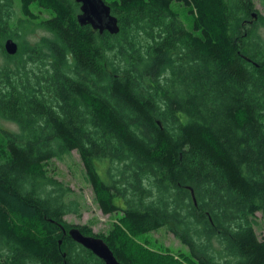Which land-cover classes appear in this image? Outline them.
I'll return each mask as SVG.
<instances>
[{"label": "trees", "instance_id": "16d2710c", "mask_svg": "<svg viewBox=\"0 0 264 264\" xmlns=\"http://www.w3.org/2000/svg\"><path fill=\"white\" fill-rule=\"evenodd\" d=\"M105 1L117 33L82 25L76 0H19L22 16L0 0V264H105L69 235L74 226L124 264H264L255 1ZM28 26L44 34L31 41ZM75 150L103 213L121 214L107 234L66 221L80 203L45 167ZM162 228L188 255L138 240Z\"/></svg>", "mask_w": 264, "mask_h": 264}, {"label": "rangeland", "instance_id": "374dc122", "mask_svg": "<svg viewBox=\"0 0 264 264\" xmlns=\"http://www.w3.org/2000/svg\"><path fill=\"white\" fill-rule=\"evenodd\" d=\"M14 1L17 14L22 16L19 0ZM254 1L258 12L264 17V0ZM32 9L40 18H46L49 15V12L45 8L40 7L37 3L32 5ZM180 10L186 23L189 24L192 18L191 15L186 8ZM255 18L257 17H254V19ZM27 29L29 31L28 39L31 41L39 39L44 34V31L41 29H35L34 31L36 32L34 34L31 33L33 27L28 26ZM261 32L264 34V26L261 27ZM15 40L17 41V39ZM45 167L51 175L63 181L73 189L74 193L72 197L76 198L80 203L79 214L71 213L66 215L65 219L69 224H87L93 228L95 233L107 234L113 228L114 224L119 221L120 213L105 214L99 207L95 199L93 188L85 179L84 165L78 151H73L64 159H51L45 164ZM256 218L257 233L260 237H264V213L258 212ZM138 240L149 245L152 250L163 255H167L168 253V255L172 254L181 259L183 256L188 255V247L172 232H169L165 228L139 235Z\"/></svg>", "mask_w": 264, "mask_h": 264}, {"label": "water", "instance_id": "95a60500", "mask_svg": "<svg viewBox=\"0 0 264 264\" xmlns=\"http://www.w3.org/2000/svg\"><path fill=\"white\" fill-rule=\"evenodd\" d=\"M76 1L81 3L78 20L82 25L90 24L100 32L105 30H109L111 33L119 32L118 18L112 14L111 6L105 0ZM253 16L257 17V13H254ZM5 49L9 54H15L19 49V44L13 38H8L5 42ZM64 231L67 232L65 229ZM68 233L76 242L102 258L105 264H124L117 259L111 247L102 237L84 234L77 226L72 227Z\"/></svg>", "mask_w": 264, "mask_h": 264}]
</instances>
